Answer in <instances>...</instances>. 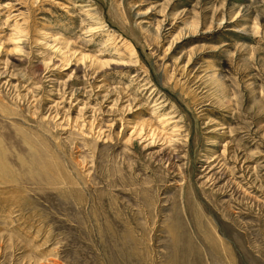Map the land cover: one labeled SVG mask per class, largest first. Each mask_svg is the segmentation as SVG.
<instances>
[{
    "label": "rangeland",
    "instance_id": "rangeland-1",
    "mask_svg": "<svg viewBox=\"0 0 264 264\" xmlns=\"http://www.w3.org/2000/svg\"><path fill=\"white\" fill-rule=\"evenodd\" d=\"M0 264H264V0H0Z\"/></svg>",
    "mask_w": 264,
    "mask_h": 264
},
{
    "label": "bare ground",
    "instance_id": "bare-ground-1",
    "mask_svg": "<svg viewBox=\"0 0 264 264\" xmlns=\"http://www.w3.org/2000/svg\"><path fill=\"white\" fill-rule=\"evenodd\" d=\"M41 149V148H40Z\"/></svg>",
    "mask_w": 264,
    "mask_h": 264
}]
</instances>
